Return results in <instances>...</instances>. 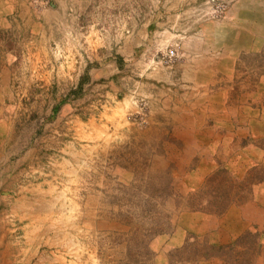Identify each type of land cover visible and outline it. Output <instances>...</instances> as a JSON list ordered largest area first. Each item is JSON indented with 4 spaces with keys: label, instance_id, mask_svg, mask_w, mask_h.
Masks as SVG:
<instances>
[{
    "label": "rangeland",
    "instance_id": "rangeland-1",
    "mask_svg": "<svg viewBox=\"0 0 264 264\" xmlns=\"http://www.w3.org/2000/svg\"><path fill=\"white\" fill-rule=\"evenodd\" d=\"M0 264H264V0H0Z\"/></svg>",
    "mask_w": 264,
    "mask_h": 264
},
{
    "label": "built area",
    "instance_id": "built-area-1",
    "mask_svg": "<svg viewBox=\"0 0 264 264\" xmlns=\"http://www.w3.org/2000/svg\"><path fill=\"white\" fill-rule=\"evenodd\" d=\"M173 53H174V51L171 50V54H173Z\"/></svg>",
    "mask_w": 264,
    "mask_h": 264
}]
</instances>
